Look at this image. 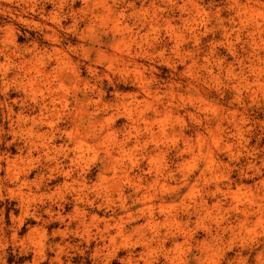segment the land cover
Listing matches in <instances>:
<instances>
[{"label":"clouds","instance_id":"1","mask_svg":"<svg viewBox=\"0 0 264 264\" xmlns=\"http://www.w3.org/2000/svg\"><path fill=\"white\" fill-rule=\"evenodd\" d=\"M0 264H264V0H0Z\"/></svg>","mask_w":264,"mask_h":264}]
</instances>
